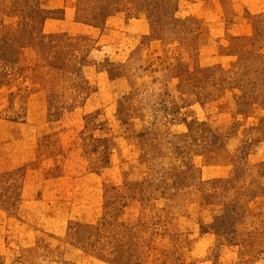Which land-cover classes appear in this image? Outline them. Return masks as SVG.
I'll return each mask as SVG.
<instances>
[{"label": "rangeland", "instance_id": "rangeland-1", "mask_svg": "<svg viewBox=\"0 0 264 264\" xmlns=\"http://www.w3.org/2000/svg\"><path fill=\"white\" fill-rule=\"evenodd\" d=\"M259 23L264 0H0V264H264Z\"/></svg>", "mask_w": 264, "mask_h": 264}, {"label": "trees", "instance_id": "trees-1", "mask_svg": "<svg viewBox=\"0 0 264 264\" xmlns=\"http://www.w3.org/2000/svg\"><path fill=\"white\" fill-rule=\"evenodd\" d=\"M155 5H158L155 3ZM154 8L151 9V11L148 13V18H155L154 15ZM153 24H154V30L155 32H160L161 29H163L165 26L162 23V20L160 18H155L153 19ZM160 29V30H159ZM257 30V35L258 36H264V24H257L256 26ZM154 32V33H155ZM159 35V34H158ZM242 61H245V67L243 70H246L244 72V76L246 77V80L243 82V84H240V89L244 92H250L252 93L251 98L255 101H260L261 106L264 107V82L263 83H257L253 79V74H260L262 70H264V55H256V56H248V57H243ZM258 61V68L255 67V63ZM243 81V80H241ZM240 81V83H242ZM218 140V138H215Z\"/></svg>", "mask_w": 264, "mask_h": 264}]
</instances>
